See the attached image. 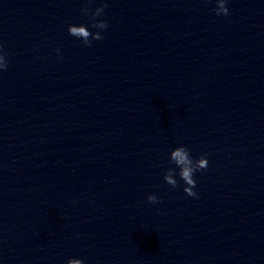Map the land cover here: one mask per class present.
Segmentation results:
<instances>
[{"label":"clouds","instance_id":"9594fccd","mask_svg":"<svg viewBox=\"0 0 264 264\" xmlns=\"http://www.w3.org/2000/svg\"><path fill=\"white\" fill-rule=\"evenodd\" d=\"M217 7L214 9L216 15H228L229 9L226 6V0H216ZM107 8V4H102L100 7H97L94 11L90 10L87 7L81 9V12L85 16L90 17V23L93 28L106 30L108 28V23L106 20L97 19V17L102 16L104 13V9ZM68 32L71 36H74L86 45L91 46L93 40H101L103 36L101 35V31L90 32L89 28L85 25H69ZM59 56L60 50L57 48L55 50ZM62 58V57H60ZM8 67V62L6 56L3 54V45L0 44V71H6ZM170 162L174 164L175 168H169L164 175V181L171 185L173 188L178 187V181L175 178L176 176V168H179V177L184 181L186 187H184L183 191L190 197L198 198V194L194 191L196 187V181L193 179L194 174L197 171L207 169L208 160L206 158V154L204 156L199 157L195 161L192 159L190 155V150L185 146L181 145L174 148L170 152ZM147 200L149 203H159V199L156 195L151 194L148 195ZM67 264H83V261L80 259H69Z\"/></svg>","mask_w":264,"mask_h":264}]
</instances>
